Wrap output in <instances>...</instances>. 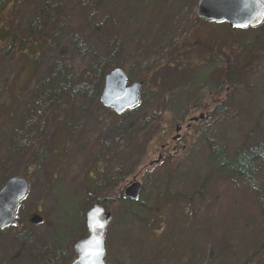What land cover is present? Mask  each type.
Segmentation results:
<instances>
[{"label": "trees", "instance_id": "1", "mask_svg": "<svg viewBox=\"0 0 264 264\" xmlns=\"http://www.w3.org/2000/svg\"><path fill=\"white\" fill-rule=\"evenodd\" d=\"M47 1L39 0L37 14L29 16L20 26L15 19L17 0H0V62L8 57L19 62L20 71L13 86L14 97L11 93L18 107L17 98L26 82L38 78L41 74L40 64L46 58L45 53L50 49L48 41L51 34L64 23H69L72 27L71 31H74L73 35L67 38L65 46L59 49L58 55L53 59L54 62L50 63L47 71L43 73V79L38 82L37 89H34L33 93L29 92V98L24 105L26 114L22 119V131L12 146V138H6V129L12 132L9 126L13 125L11 116L15 117L14 109L7 108L6 105L5 108L2 106L4 109L0 123V145L3 147V156L0 167L3 173L0 174V189L10 177L29 179L31 174L37 173L40 166L58 170L65 167L72 153L79 148V143H85V148L81 150L79 171L86 175L80 185L82 194L89 201L86 202L87 206L83 212H87L96 203H102L110 211L112 209L116 215L122 212L125 215L128 212L147 230L150 220L133 212L132 207L140 206L148 214H153L156 207L145 201L128 202L124 199L123 192L129 184L127 177L130 175L127 169L132 165L140 164L154 140L165 141L163 144L171 142L169 136L174 129L175 121L187 120L209 103L208 98L211 99L212 94L224 95V100L213 108L211 114H220L228 118L230 105L241 110L252 108V103L242 97L232 100L230 93L233 92L235 95L252 93L249 84L243 81L249 78L248 74L255 71L254 63L251 64L252 66L248 64L253 61V54L249 52L256 46L264 45L261 41L262 37L257 42L250 32L238 33L234 36L227 26L226 32H215L213 34L215 38L213 37L211 42L208 39L212 37L204 40L201 32L205 27L198 26L199 30H194V25L200 21L196 14L199 0H121L124 7L117 16L113 12L110 14L114 24L107 25L105 22L109 15L105 11H109L116 0H80L79 7L74 0L73 7L61 11L60 14L55 11L58 13L57 16L47 14L49 4ZM180 5L194 9L196 16H192L191 23L182 24L185 19L178 16ZM91 23L95 27L92 25L90 29ZM207 41L209 45L216 44L219 52L220 50L225 52V49L230 48L235 41L244 45L245 50L234 66L236 67L234 79L231 78L229 70V56H226L227 63H222L223 57L220 55L222 53L214 57ZM195 42L198 43L195 50L199 51L201 59L194 64H180L183 63L187 50L192 49ZM216 47L214 46V49ZM144 55H152L154 61L143 67L134 77L133 82H142L144 88L141 91V103L137 108L146 106L147 101L149 106L139 115L132 127L125 131L124 142L113 143L106 150L103 149L108 158L100 156L101 152L97 150V145L100 144L95 129H88L82 136L84 138L81 137L74 143L72 128L75 126L71 123V117L77 105L85 107L87 102L100 103L107 74L112 69L121 67L129 76L137 57ZM208 55L207 62L214 67L219 66L217 72L211 73L212 81L202 85L191 78L195 69L204 60V56ZM161 70L166 74H159ZM247 81L249 82V79ZM191 83L193 84L190 85ZM189 86L190 89L185 92L184 100L176 101L179 107L172 109L174 113L172 117L170 94ZM255 99L257 100V96L251 95L250 101ZM106 112L111 119L120 118L111 110ZM200 129L201 127L197 131ZM252 135L253 133L249 136L253 137ZM261 152L264 153V143L258 141L252 147L238 149L232 157L228 156L224 148L217 147L213 159L217 174L230 181L241 182L256 192L259 215L264 224V198L257 193L259 187L253 183L254 176L258 175L255 167H261L258 163ZM173 159L175 156L170 155L164 162H171ZM167 173L170 175V169H167ZM205 190L206 184H202L193 193H181L180 202L165 196L159 201L161 212L169 208L173 213L183 206L182 203H192L196 195L204 197ZM106 193H112V198L107 203L103 202L102 197ZM180 214L184 216L183 212ZM174 221H177L175 217ZM19 222L20 220H17L7 230H14L15 233L24 236L25 233H22L24 228L22 224V227L19 226ZM78 224L83 225L84 228L75 242L88 235L85 219L77 220L76 228ZM146 234L148 239L155 236L148 230ZM255 236L259 237L256 233ZM263 241L264 239L259 241V244H252L250 239L241 242L246 245L245 251L248 256L243 264L253 263L260 255L258 264H264ZM222 252L217 254L215 249L211 248L206 258L212 260L211 264H224L223 260H226V256H230L231 253L223 255ZM192 253V259L196 258L200 261L203 259V255L201 258L196 252ZM75 258L76 254L73 251L67 264ZM57 262L58 260L55 264Z\"/></svg>", "mask_w": 264, "mask_h": 264}, {"label": "rangeland", "instance_id": "2", "mask_svg": "<svg viewBox=\"0 0 264 264\" xmlns=\"http://www.w3.org/2000/svg\"><path fill=\"white\" fill-rule=\"evenodd\" d=\"M79 1L75 0L78 7L80 6ZM38 2L39 0H17L15 19L20 26L29 16L37 14ZM47 2H49L47 11L49 16H57L61 11L74 6V0H48ZM50 4L57 5L52 7ZM123 7L121 0H116L114 6L109 11H105L109 15L105 24H114L110 14L115 13L117 16ZM178 16L185 19L182 21V24L185 25L187 22L191 23L192 16L196 15L193 8L180 5ZM200 22L194 25V30L198 31L199 27L203 26L216 32L227 31L225 23ZM90 25V29L92 25L95 27L93 23ZM71 30V25L64 23L51 34L48 41L50 49L45 53L46 58L40 64L41 74L38 75V78H32L26 82L22 93L17 98L19 107L11 95V93H13V97L15 95L13 86L20 71L19 62L17 63L10 57L1 60L0 123L5 105L7 108H13L15 117L11 116L13 125L9 126L12 132L6 129V138H12L11 146L15 144L18 134L22 131V119L26 114L24 105L29 98V92L33 93V90L37 89L38 82L43 79V73L45 70L47 71L50 63L54 62L53 59L58 55L59 49L65 46L67 38L73 35L74 31ZM213 34L210 32L208 35V38L212 37L208 39L210 42L213 37L215 38ZM205 35L202 32L201 37L205 38ZM262 37L261 41L264 43V36ZM214 46L217 45L214 44ZM213 50H217L218 54L222 53L220 54L223 57L222 63H227L226 56H229L228 60L233 57L234 65H236L237 59L241 58L245 47L235 41L230 48L225 49V52L223 50L219 52L217 47ZM249 53L253 54V61L248 64L254 63L256 68L255 71L248 74L249 78H245L243 82L249 84L252 93L235 95L231 92L230 97L232 100L242 97L252 103V108L247 107L245 110H241L230 105L228 109L230 117L210 114L209 119L204 118L201 121L199 131L197 129L200 127L188 131L184 125V136L181 143L186 147L181 148L175 156L171 153L174 142L171 141L169 144L168 153L170 154L167 156L173 155L175 159L171 162L157 163L153 168H150V163L158 158V154L162 151L161 145L165 142L154 140L140 164L132 165L127 169L130 171L128 172L130 175L127 177L129 184L124 188V191L136 179L142 185L138 201H145L156 207L153 214H148L140 206L132 207L133 212L150 220L151 223L147 230L154 233L155 236L148 239L145 226L141 225L128 212L125 215L123 212L116 215L111 209L113 219L106 236L108 264H211L212 260L206 258V254L211 248L215 249L217 254L220 251H223V255L231 253L230 256H226V260H223L224 264H243L248 256L245 251L246 245L241 242L250 239L252 244H259V241L264 239V224L259 215L258 195L252 188L241 182L230 181L217 174L213 159L217 147L224 148L228 156L232 157L242 147H252L258 141L264 143V45L252 48ZM196 54L199 57L197 51H188L184 55L183 63L180 62V64H194L197 60L195 59ZM153 61L152 55L137 57L130 69V81L133 82L134 77L142 68ZM218 66L198 65L191 79L205 85L210 80L212 81L211 73L217 72ZM163 71L161 70L159 74H166ZM189 89L190 86L170 94L169 104L172 117H174L172 109L179 107L176 101H183L185 92ZM251 95L257 96V100L250 101ZM223 100L224 95L212 94L211 99L208 98L209 103L204 105L206 107L203 106V112L212 111ZM90 103L87 102L85 107L77 105L76 111L72 114L71 123L75 126V128L71 127L72 140L75 143L85 135L88 129H95L100 144L97 145V150L104 158H108V155L103 152V149L106 150L113 143H123L125 131L132 127L139 115L149 106L147 101V105L141 109L136 108L126 112L119 119H111L106 112L110 109L105 108L101 101L100 103ZM177 123L178 121H175L170 136L176 133ZM251 133H253V137L249 136ZM79 144V148L72 153L65 167L58 170L53 167L47 169L45 166H40L37 173L30 175L28 179L30 182L29 191L21 202L17 214V220H20L19 226L22 224L24 228L22 233L25 234L21 236L14 230L0 231V264H43L48 258L53 259L54 264L56 260H58L56 264H67L74 251L75 241L80 237L84 228L80 224L76 228V222L84 218L86 224V211L83 212V210L87 206L86 202L89 201L82 194L80 185L86 175L79 171L81 150L86 145L81 142ZM2 148L0 145V161L3 156ZM262 152L258 160L261 167H255L258 170L256 172L258 175L254 176L253 183L259 187L257 193L264 198V153L262 154ZM167 169H170V175L167 173ZM1 172L3 173L2 168L0 174ZM202 184H206L204 197L196 195L192 203H182L183 206L174 211V214L169 208L161 212L159 201L165 196L180 202L181 193H193ZM102 197L103 202L107 203L112 198V193H106ZM180 212H183L184 216ZM35 214H40L43 221L37 224L31 223L30 219ZM255 233L259 235L258 238ZM192 252H196L201 258L203 255V259L201 261L196 258L192 259ZM260 259L261 255L257 256L251 264H258ZM262 259H264V255Z\"/></svg>", "mask_w": 264, "mask_h": 264}, {"label": "water", "instance_id": "3", "mask_svg": "<svg viewBox=\"0 0 264 264\" xmlns=\"http://www.w3.org/2000/svg\"><path fill=\"white\" fill-rule=\"evenodd\" d=\"M197 15L199 18L226 22L231 27H255L264 21V0H199L197 5ZM142 82H130L127 72L117 67L112 69L106 76L105 84L100 95V101L107 109L112 110L116 115L121 116L128 111L137 108L141 103ZM204 119V115H200ZM199 118H192L191 121H197ZM181 123L175 126L176 136L173 140L180 138ZM161 146V149H164ZM163 154L150 163L153 168L159 163ZM30 182L25 177L13 176L6 180L0 189V231L11 228L17 221L18 208L21 202L27 196ZM142 191V185L136 179L133 180L124 191V199L138 201ZM112 212L103 204H94L86 213V226L88 236L76 242L74 246L77 257L71 264H90L97 261V264H107L105 261L106 235L110 223L112 222ZM43 221L40 214H35L30 222L37 224ZM100 222L105 225L103 229L93 231L90 227L94 222ZM100 240L99 247L103 248L100 256L90 254L92 247L89 241ZM43 264H54L51 258L44 261Z\"/></svg>", "mask_w": 264, "mask_h": 264}, {"label": "flooded vegetation", "instance_id": "4", "mask_svg": "<svg viewBox=\"0 0 264 264\" xmlns=\"http://www.w3.org/2000/svg\"><path fill=\"white\" fill-rule=\"evenodd\" d=\"M198 19L201 22H214V21L202 19V18H199V17H198ZM226 25H228V24H226ZM228 28L230 29V32L232 31V34H234V36L235 35H238V33L239 34L240 33L242 34V33H245V32H250V33H252V36H253L254 40H256L257 42H258V39L259 38H261L262 36H264V21H263V23H261L258 26H255V27L241 28V27H231V26H229ZM202 32L206 34L205 35V38H203L205 40L206 38H208V35H209L210 32L211 33H215L216 31L213 30V29L208 30V29L204 28ZM234 39L236 40V37H234ZM207 43L209 45V42L208 41H207ZM197 44L198 43L195 42V44H193V48L192 49H188L187 52L188 51H195V52L197 51L199 53L198 50H195L198 47ZM208 45L206 47H208ZM209 48L212 51L211 53H214L213 56L216 57L218 55V52H216V51L213 50L214 49V45H209ZM208 58H209V55L208 56H204V60L202 62L200 61L201 62L200 64L201 65H204V66H210V64L207 62V59ZM231 58L232 59H230L228 61V64L230 66L229 70H230L231 78L234 79L235 73H236V67H234L235 65H234V62H233V57H231ZM195 59H197V60L198 59H201V56L198 57V55L196 54ZM211 113H213V111H209V112H206V113L203 112V107H201V109H199L197 112L193 113V115H191L187 120L184 121L185 124L183 122L179 121L181 123V125H182V129L179 132L180 138H178L176 141L172 140L173 137L177 135L176 133L174 135H172V136H169V138L171 139V141L174 142L173 143V146L171 148V153L173 155L176 156L179 153V151H180L181 148L184 149L186 147L185 145H182V143H181L182 142V138L184 136V133H183V131H184V125L189 130H196V128L201 127V121H203V119H200L199 118L200 115H204L206 119H209ZM195 117L196 118H199V120H197V121H191V119L192 118H195ZM169 144H170V142L169 143L166 142L165 144H162L161 145V146H164L165 147L158 154V156L160 154H163L164 155L161 162H163L166 159L167 155L170 154V153H168V149L170 148Z\"/></svg>", "mask_w": 264, "mask_h": 264}, {"label": "snow or ice", "instance_id": "5", "mask_svg": "<svg viewBox=\"0 0 264 264\" xmlns=\"http://www.w3.org/2000/svg\"><path fill=\"white\" fill-rule=\"evenodd\" d=\"M90 227L93 229V231H96L97 229H103L105 225L103 223H100L98 221L94 222ZM90 245H94L95 247H92L90 254H93L95 256H100L101 253L103 252V248L99 247L101 244L100 240H95V241H89ZM90 264H97V261H92Z\"/></svg>", "mask_w": 264, "mask_h": 264}]
</instances>
